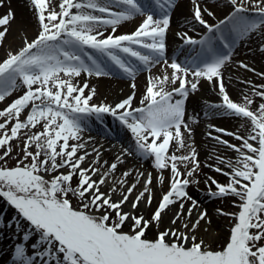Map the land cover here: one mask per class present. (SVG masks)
Wrapping results in <instances>:
<instances>
[{"label": "snow or ice", "instance_id": "snow-or-ice-1", "mask_svg": "<svg viewBox=\"0 0 264 264\" xmlns=\"http://www.w3.org/2000/svg\"><path fill=\"white\" fill-rule=\"evenodd\" d=\"M175 2L59 0L58 5H53L52 0H29L39 25L38 33L0 60V102L23 89L22 95L0 110V161L4 162L0 164V198L16 210L13 219L18 230L20 221L28 225L22 242L15 245L13 264H264V85L252 86L249 93L242 94L241 102H235L225 89L222 73L238 41L254 33L264 34V0H228L231 11L215 24L204 19V13L213 16V12L202 9L199 0H192L193 18L206 32L200 39H193L186 32L177 33L185 44L199 46L196 55L183 64L165 58V38ZM250 12L254 15H248ZM136 16L143 19L134 31L115 34L122 23ZM12 19L11 11L0 16V45ZM161 63L164 74L148 79L140 100L142 107H133L135 91L114 105L91 103L96 89L87 82L83 86L73 83L82 74L107 77L113 66L134 80L137 72ZM239 67L248 69L243 62ZM202 80L218 87L221 102L207 105L213 116L235 117L247 124V128L245 123L240 125L244 134H240V129H214L239 141L238 145L209 133L212 139L237 153L235 161L216 157L224 168L208 165L228 177L227 183L221 184L211 176L204 181L209 185V196L239 201L235 203L239 209L236 213L217 209L233 221L229 238L219 250L191 234L201 222L211 223L207 211L200 210L198 201L187 191L190 184L199 183L194 174L198 173L200 162L195 147L185 142V134L190 138L192 132L185 123V101L198 91ZM130 86L136 88L135 83ZM175 96L180 99H174ZM253 97L262 101L255 109ZM25 110L27 115L22 120ZM105 114L132 133L136 155L152 159L153 168L161 173L157 178L160 184L165 180L163 171L170 170L168 190L150 219L125 212L123 206L141 177L143 189L131 207L136 210L141 202L151 206V172L146 176L140 172L135 183L127 188V180H119V199L113 198L115 186L108 192L101 191L118 163H124L121 156L132 155L131 151L118 155V163L113 162L100 175V168L94 166L99 163L100 152L93 148L96 159L88 168L82 167L91 153L78 154L86 147L81 133L90 117L102 120ZM17 139L23 140L22 156L16 166L6 167V158L13 152L12 141ZM173 142L177 151L186 149L187 154H169ZM33 147L35 151L31 150ZM179 165H183V172ZM45 174L51 178L46 179ZM131 174L126 171L123 177ZM97 175L100 178L94 180ZM74 177L78 180L75 187ZM70 197L77 200L78 207H73ZM177 203L179 209L171 224L180 221L187 231L174 227L159 231L163 214ZM185 204L189 205L186 210ZM194 213L196 220L191 222ZM129 221L130 231L125 232L123 228ZM3 225L0 217V226ZM152 226L157 234L148 239L146 233ZM33 236V254L28 255L25 242Z\"/></svg>", "mask_w": 264, "mask_h": 264}, {"label": "bare ground", "instance_id": "bare-ground-1", "mask_svg": "<svg viewBox=\"0 0 264 264\" xmlns=\"http://www.w3.org/2000/svg\"><path fill=\"white\" fill-rule=\"evenodd\" d=\"M52 3L53 5H58L59 0H52ZM199 3L202 9L207 8L214 14L213 16H208L207 13H204V19L207 20L209 24L218 23L219 20L223 19L231 11V5L228 3V0H199ZM9 11L14 13V19L10 21L9 25L15 27L20 35L17 36L15 32L8 31L5 39L7 42L9 41V43H20V48L25 39L31 41L35 38L39 30V25L33 12L30 10L29 0H3V4L0 6V16L7 14ZM193 12L194 5L192 0H176L175 7L170 14V27L165 38V58L168 59L169 62H171L172 59H175L183 64L186 60L195 56L196 51L199 50V46L187 45L177 35V33L186 32L188 36L193 39H200L205 34L206 29L194 20ZM142 19L143 17L136 16L130 21L122 23L118 27L115 34L120 35L131 33L136 29V27H138ZM109 31L110 29L105 31V35H107ZM193 49H195V51ZM262 49H264V34L259 32L251 34L249 37L238 41L234 46L231 60L222 70L223 82L233 89L232 92H228L233 101L241 102L242 94L249 93L252 86L264 85V76L260 75L264 73V50ZM88 51L92 50L89 49ZM134 62L139 65L138 61L134 60ZM241 62L248 65V69L251 70L239 67ZM164 71L165 67L161 63L154 67H150V70L137 72L136 77L133 80L113 66L112 72L107 77L98 78L82 74L80 77L75 78L73 83L83 86V84L87 82L90 88L94 87L96 89V95L93 97L91 103L100 104L103 102L109 105H114L127 98L133 93V91H135L133 107H142L140 100L146 92L148 79L154 76H162ZM170 71L171 70L169 69V74ZM132 83H135V89L130 86ZM169 90H171V86H169ZM87 91L88 90L85 89L86 93ZM22 94L23 89L19 93L12 94L7 97L4 100V106L10 104L14 99ZM253 98L256 103L252 105V108L255 109L262 101L259 97ZM174 99H180V97L175 96ZM220 102L221 98L218 95V90H215L212 83H209L206 80H202L198 85V91L191 93L185 101V123H187L192 129L190 138L187 134H185V142L190 143L193 147H195L198 154L197 159L200 162V169L198 173L194 174L195 179L199 181V183L190 184L187 191L198 201L200 210L207 211L208 217H210L211 220L210 224L201 222L198 229L191 234L196 235L198 240L203 239L213 250H219L227 242L230 235V228L233 223L229 216L221 215L217 212V209H222L225 213H236L239 209L235 206V203H238L239 201L230 197L219 199L208 195L209 185H206L204 182L207 177H214L221 184H225L228 181V177L215 172L213 168L208 167V165L224 168V165L218 164L216 157H221L226 161H235L237 158V153L235 151L218 143L216 140L212 139V136H220L222 139L238 145L240 143L239 141L232 137L225 136L222 133H217L214 129L223 128L228 131L236 132L240 129V125L245 123L243 120L235 117L213 116L208 111L207 105L218 104ZM26 115L27 110L22 113L21 119L23 120ZM102 120L103 123H100L99 120L97 121L95 117H90L88 119L87 127L81 133V142H85L86 147L78 153L83 154L84 151L91 153V155L86 157L85 163L82 165V167L88 168L92 165L93 160L96 159V156L92 155L93 145L98 144L97 147H100L103 153L99 157V163L94 166L100 168V175H102L113 162H117L116 159H113L114 155H110L106 151L111 147V145L107 143L109 137H105L106 135L115 136L122 142H125L128 148L136 154L135 138L126 126L121 122H118L117 119L111 118V115L108 114H105ZM209 125L214 127L210 128ZM245 128H247L246 123ZM37 130L39 129H33L32 131L34 132ZM210 132L212 133V136H209ZM240 134H244L243 129H240ZM111 149L115 150L116 147H111ZM32 150L35 151L34 147ZM117 151H119V149H116V152ZM122 152L123 150L119 151L120 154ZM173 152H175L178 156L187 154L186 149H180L177 151V145L175 142H173L169 147V154H172ZM135 156L143 161L146 167L148 166L151 168L150 172L153 176V183L150 187L154 198L151 206H147L144 202H141L136 210L132 209V201L135 199V196L139 193V191L143 189L144 177H141L140 183L134 190L133 195L130 196L129 201L123 206V210L125 212H133L135 215L142 214L146 219H150L155 208L158 206V202L160 201L162 194L168 190L170 170L163 171L162 175L165 177V180L163 184H160L157 178L161 175V173L153 168L152 159H142L138 155ZM121 159H123L124 163L119 164L117 162V169L106 178V184L101 186V191L104 192H108L113 186L117 187V192L113 194L114 199L120 198V185L117 182L119 180L126 179L127 184L124 185V188H127L132 183H135L136 177L141 171V164L139 162H133V158L129 160L125 156H121ZM101 165H103V167H101ZM179 167L182 172L185 170L183 165H179ZM60 171L66 172L67 169H61ZM126 171H130L132 173L127 178L123 177V173ZM225 171H228V169L225 168ZM55 174L56 173H53L52 175ZM100 175L93 176V179L98 180ZM72 183L75 187L78 183L76 177L73 178ZM212 190L215 191L214 186H212ZM70 199L78 206V202L75 198L70 197ZM188 206V204H185V210ZM170 208L171 210H166L165 214H163L162 222L159 225V231H164L169 227L187 231L182 228L180 221H177L175 225L171 224L174 214L179 209V204L177 203L176 205L170 206ZM6 211L9 213L8 204L0 198V217L3 218L4 222V225L0 226V264H13L15 245L22 242L23 231L28 227L25 226L24 223H20L22 228L18 230L14 220H11L10 214H6ZM190 220L191 222H195V213ZM9 223L12 225L11 227L7 226ZM130 224L131 221L124 226L123 231H130ZM189 226L191 227V224ZM156 234L157 229L155 226H152L147 231L146 238L154 239ZM35 240L36 237L33 236L31 240L25 242L28 255L33 254L31 244Z\"/></svg>", "mask_w": 264, "mask_h": 264}, {"label": "rangeland", "instance_id": "rangeland-1", "mask_svg": "<svg viewBox=\"0 0 264 264\" xmlns=\"http://www.w3.org/2000/svg\"><path fill=\"white\" fill-rule=\"evenodd\" d=\"M57 10H58V8H57ZM254 13H248V15H253ZM8 28H9V31H11V32H15L16 33V35L17 36H19L20 35V33L18 32V30L15 28V27H12V25H8L7 26ZM0 30H2V29H0ZM21 44L20 43H17V44H14L13 42L12 43H9V41L7 42V40L5 39L4 41H3V44L2 45H0V60H3L4 58H5V56H6V54H7V52L8 51H16V50H18L19 49V46H20ZM213 85V84H212ZM224 85H225V89H226V91L227 92H232V87H230V86H228V85H226L225 83H224ZM213 88L215 89V90H218V87H214L213 86ZM22 90V88L20 89V90H18V91H16V92H14L13 94H17V93H19L20 91ZM9 105V104H8ZM8 105H5L4 106V101H2V102H0V110H3L4 108H6ZM111 118H114V117H112L111 116ZM97 120V119H96ZM98 121V120H97ZM118 121V120H117ZM0 122H3V118H0ZM99 122L100 123H103V120H99ZM118 122H120V121H118ZM11 125H9V127H10ZM22 142H23V140L22 139H17V140H14V141H12V146H13V152H12V154H11V156L9 157V158H6V164H5V166L6 167H14V166H16V164H17V159L20 157V156H22V151H21V149L23 148V145H22ZM120 143V150H123V152L125 151V150H128V151H131V149L130 148H128V146H127V144L125 143V142H122V141H120L119 142ZM32 150V149H31ZM2 149H0V154H2ZM132 152V151H131ZM133 153V152H132ZM136 154H132V155H127V156H125L127 159H132V160H134L133 162H139L141 165H140V167H141V171L140 172H143L145 175H147V173H149L150 171H151V168L150 167H146V165L144 164V162L143 161H141L139 158H137L136 156H135ZM124 157V156H123ZM0 164H4V162L3 161H0ZM153 170V169H152ZM45 178L46 179H50L51 177L48 175V174H45ZM72 202V201H71ZM72 205H73V207H78L77 205H75V203H73L72 202ZM8 207H9V213H8V211H6V214L8 213V214H10V218H11V220L13 221L14 219V217H16L17 216V213H16V210L14 209V208H12L11 206H9L8 205ZM14 223L15 224H17V221L16 220H14ZM20 223H24V225L25 226H27L28 227V225H27V223L26 222H24V221H20ZM20 228H22V225L20 224ZM125 232H128V231H125ZM262 243H264V242H262ZM8 246H9V244H8ZM12 249V248H11Z\"/></svg>", "mask_w": 264, "mask_h": 264}]
</instances>
